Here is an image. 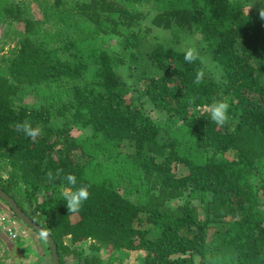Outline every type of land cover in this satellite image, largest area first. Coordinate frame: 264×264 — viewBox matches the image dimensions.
<instances>
[{"label":"trees","instance_id":"trees-1","mask_svg":"<svg viewBox=\"0 0 264 264\" xmlns=\"http://www.w3.org/2000/svg\"><path fill=\"white\" fill-rule=\"evenodd\" d=\"M252 3L0 0L12 41L0 47V187L50 232L59 264H133L116 252L264 264V21ZM214 98L230 105L222 127ZM24 119L35 140L16 131ZM58 168L90 186L77 214L47 178Z\"/></svg>","mask_w":264,"mask_h":264},{"label":"clouds","instance_id":"clouds-1","mask_svg":"<svg viewBox=\"0 0 264 264\" xmlns=\"http://www.w3.org/2000/svg\"><path fill=\"white\" fill-rule=\"evenodd\" d=\"M258 17L264 21V8L258 9ZM199 52L194 46H188L184 51L183 59L186 63H194L199 59ZM204 78V72L202 70L197 71L194 83L198 86L202 83ZM196 97H191L189 103H194ZM210 114L211 121L217 126H224L229 117V103L224 99H213L212 102L205 106ZM15 129L18 133H23L24 136L35 140L40 135V127H33L32 122L28 119H24L22 122L15 124ZM47 178L49 181L61 179L65 183V187H62L60 195L64 202L68 213L77 214L80 212L83 203L88 200L90 196L89 187L83 183L78 186L77 177L72 173H65L63 169H56L55 172L49 170L47 172ZM48 235L46 231H42L41 239Z\"/></svg>","mask_w":264,"mask_h":264},{"label":"rangeland","instance_id":"rangeland-1","mask_svg":"<svg viewBox=\"0 0 264 264\" xmlns=\"http://www.w3.org/2000/svg\"><path fill=\"white\" fill-rule=\"evenodd\" d=\"M260 8H264V0H255V3H252V6L250 5V6L246 7L247 10H253L254 9L257 12H258V9H260ZM8 18L12 19L14 23H17V20H16L17 17L14 16V14H9ZM8 29H9V27L7 24L0 27V47H2L3 43H5V42L7 43V40L5 39V37L7 36ZM4 39H5V42H3ZM11 42H9L5 45H9ZM7 47L8 46H5L6 50L8 49ZM176 171L179 174H183V175L188 173V170L185 168V166L183 164H178V166H176ZM2 173H3V171H2ZM32 232H34V231H32L30 229V233H32ZM34 235L37 238H40V235H38L35 232H34ZM40 244H42L45 247V253H43V251L41 250V247L30 245V247L26 248V251H24V254L22 255L23 259L18 261V262H17V260L13 262V259H11V257H9L10 258L9 259L7 257V253L4 252L2 250V248H0V264H51V261H52L51 260V250L48 248L47 242L44 239H41ZM18 248L21 249V245H19ZM119 253H121V254H119ZM116 254H118L119 256L122 255L123 257H126L127 261H129L133 264H141L139 253H137V252H130V253L116 252Z\"/></svg>","mask_w":264,"mask_h":264},{"label":"water","instance_id":"water-1","mask_svg":"<svg viewBox=\"0 0 264 264\" xmlns=\"http://www.w3.org/2000/svg\"><path fill=\"white\" fill-rule=\"evenodd\" d=\"M0 199L5 202L11 209L15 217L21 221L23 224L28 226L32 231L36 232L41 236L42 231H46L48 235L43 238L50 250H51V264H59L60 263V256L58 253V246L50 234V232L45 229L39 222L35 221L32 217H30L26 211L19 205V203L3 188L0 187Z\"/></svg>","mask_w":264,"mask_h":264},{"label":"crops","instance_id":"crops-1","mask_svg":"<svg viewBox=\"0 0 264 264\" xmlns=\"http://www.w3.org/2000/svg\"><path fill=\"white\" fill-rule=\"evenodd\" d=\"M0 208L2 210H6L3 204H0ZM0 237L2 239V246H1L2 250L7 253L8 258L11 257V259H13V262L16 260L17 262L22 260L23 259L22 255L24 254V251H26V248L30 247V245L41 247V250L43 251V253H45V247L42 244H40L41 238H37L34 235V232L30 233L28 238L17 240L15 242L11 241L6 235H4L1 232H0ZM19 245H21V249L18 248Z\"/></svg>","mask_w":264,"mask_h":264},{"label":"built area","instance_id":"built-area-1","mask_svg":"<svg viewBox=\"0 0 264 264\" xmlns=\"http://www.w3.org/2000/svg\"><path fill=\"white\" fill-rule=\"evenodd\" d=\"M0 208V232L6 235L11 241L15 242L22 238H27L30 235V229L23 227L20 221L10 214L1 213ZM2 246V239L0 237V248Z\"/></svg>","mask_w":264,"mask_h":264}]
</instances>
